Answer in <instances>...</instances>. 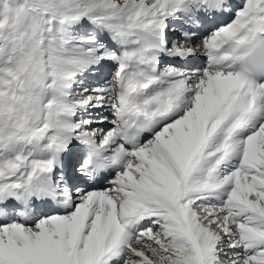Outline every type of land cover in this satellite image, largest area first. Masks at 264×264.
Returning <instances> with one entry per match:
<instances>
[{"label":"snow or ice","instance_id":"snow-or-ice-1","mask_svg":"<svg viewBox=\"0 0 264 264\" xmlns=\"http://www.w3.org/2000/svg\"><path fill=\"white\" fill-rule=\"evenodd\" d=\"M0 264H264V0H0Z\"/></svg>","mask_w":264,"mask_h":264},{"label":"bare ground","instance_id":"bare-ground-1","mask_svg":"<svg viewBox=\"0 0 264 264\" xmlns=\"http://www.w3.org/2000/svg\"><path fill=\"white\" fill-rule=\"evenodd\" d=\"M200 63H202V61H200Z\"/></svg>","mask_w":264,"mask_h":264}]
</instances>
